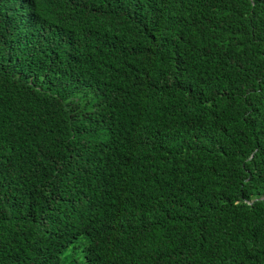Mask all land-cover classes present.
Masks as SVG:
<instances>
[{
	"label": "trees",
	"instance_id": "16d2710c",
	"mask_svg": "<svg viewBox=\"0 0 264 264\" xmlns=\"http://www.w3.org/2000/svg\"><path fill=\"white\" fill-rule=\"evenodd\" d=\"M71 260L264 264V0H0V264Z\"/></svg>",
	"mask_w": 264,
	"mask_h": 264
},
{
	"label": "rangeland",
	"instance_id": "374dc122",
	"mask_svg": "<svg viewBox=\"0 0 264 264\" xmlns=\"http://www.w3.org/2000/svg\"><path fill=\"white\" fill-rule=\"evenodd\" d=\"M80 251H81V247L80 246H75V245H73V246H71L69 249H68V251H67V254H66V256H71V257H73L74 259H76L77 260V262L79 263V257H80ZM73 259V260H74ZM73 260H71L70 262H68L67 264H75V263H73Z\"/></svg>",
	"mask_w": 264,
	"mask_h": 264
},
{
	"label": "clouds",
	"instance_id": "9594fccd",
	"mask_svg": "<svg viewBox=\"0 0 264 264\" xmlns=\"http://www.w3.org/2000/svg\"><path fill=\"white\" fill-rule=\"evenodd\" d=\"M141 12H142V11H141ZM65 15H67V17H68L67 11H66Z\"/></svg>",
	"mask_w": 264,
	"mask_h": 264
}]
</instances>
